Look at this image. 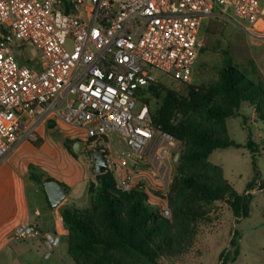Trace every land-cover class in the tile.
I'll list each match as a JSON object with an SVG mask.
<instances>
[{"label": "built area", "instance_id": "2783aa9c", "mask_svg": "<svg viewBox=\"0 0 264 264\" xmlns=\"http://www.w3.org/2000/svg\"><path fill=\"white\" fill-rule=\"evenodd\" d=\"M224 11L254 25L264 0H0V166L46 123L62 122L85 132L84 147L107 139L109 170L130 191L134 167L169 161L179 144L153 125L151 87L161 74L192 83L203 21ZM41 235L32 222L13 231L22 241ZM60 243L44 233V258Z\"/></svg>", "mask_w": 264, "mask_h": 264}, {"label": "trees", "instance_id": "16d2710c", "mask_svg": "<svg viewBox=\"0 0 264 264\" xmlns=\"http://www.w3.org/2000/svg\"><path fill=\"white\" fill-rule=\"evenodd\" d=\"M204 49L203 44L201 53ZM183 85L185 93L159 84L151 87L152 95L146 98L149 104H156L151 107L153 125L172 134L182 147L169 190L158 192L167 201L171 216L149 208V196L140 185L123 191L111 170L95 173L88 189L89 207H60L73 264H172L193 248L200 225L209 218L217 202L230 205L237 219L249 216L253 197L238 194L224 181L222 168L212 164L209 157L218 149L241 147L229 140L227 120L238 115L243 103H249L257 120L264 124L262 72L253 61L243 69L228 63L219 69L212 84ZM71 142L67 139L65 143L75 155L69 146ZM108 144L107 139L91 140L82 154L89 161L97 149L109 155ZM247 147L256 169L259 150L251 137ZM31 179L41 180L33 175ZM49 180L53 179L42 181L43 188ZM254 184L250 183L246 190ZM230 245L235 249L222 252V264L234 262L240 255L237 231Z\"/></svg>", "mask_w": 264, "mask_h": 264}, {"label": "rangeland", "instance_id": "374dc122", "mask_svg": "<svg viewBox=\"0 0 264 264\" xmlns=\"http://www.w3.org/2000/svg\"><path fill=\"white\" fill-rule=\"evenodd\" d=\"M201 36L205 49L195 63L192 77L194 85L214 83L218 78L219 69L228 63L243 69V67L249 68L250 62L253 61L260 71L264 72V17L254 25H249L229 12H218L215 16L204 19ZM27 49L31 55H37L34 47L28 46ZM262 75L264 78V73ZM160 78L165 87L174 88L181 93L186 92V86L182 83L163 74ZM151 107L155 108L156 104L152 102ZM227 136L241 147L218 149L211 154L209 161L222 168L224 181L238 194H244L247 186L255 182L253 188L257 187V189L251 195L253 198L250 214L248 217L237 219L230 205L226 202H217L209 218L200 225L193 248L181 260L172 264H222V252L235 249L230 245V241L236 231L240 255L236 261L228 264H264V188L262 186L264 185V124L257 120L249 103H243L238 115L227 120ZM250 137L259 150L255 158L256 169L253 164L254 158L247 147ZM67 139L72 141L69 146L75 153L77 140L86 142L87 136L84 131L74 129L62 122H48L39 130L34 140L27 142L16 153V162L29 164L28 170L31 175L35 176L36 180L41 179L39 182L41 187L45 176L58 182H72L84 171V167L87 168V164L82 154L83 149L74 155L66 146ZM117 140L116 136L112 137L110 145L120 153ZM175 147L169 161L157 160L155 170L148 168L147 173L159 177L161 171L168 165L171 169L175 167L176 171L177 162L174 161V156L181 152L182 147L180 144ZM26 179L27 182L29 181L28 199L33 204L32 191L37 182L30 181L29 176H26ZM83 186L79 184L80 190ZM151 195L153 194L149 193V198ZM146 204L151 209L162 210L165 200L157 198L154 205H150L149 201ZM66 241L68 239L63 237L54 254L46 259L45 249L38 240L22 241L9 236L6 249L0 255V264H25V262L64 264V261H70Z\"/></svg>", "mask_w": 264, "mask_h": 264}, {"label": "crops", "instance_id": "0c3cea01", "mask_svg": "<svg viewBox=\"0 0 264 264\" xmlns=\"http://www.w3.org/2000/svg\"><path fill=\"white\" fill-rule=\"evenodd\" d=\"M261 72L264 73L263 71ZM79 142L81 141L77 140V143ZM18 151L12 154L7 161L0 166V255H2L6 249L8 237L13 236L14 229L22 223L32 222L39 226L42 232L41 237L30 240H38L39 244L43 247L44 233L50 232L60 234L61 240L63 237L67 239V234L61 224L60 207L67 205L79 210L89 207L90 195L88 189L90 182L94 179L96 173L94 170V163L89 161L86 155H83L86 160L87 171L84 167V171L72 182L67 183L59 181L68 187L67 198L59 207L52 208L48 202L47 194L39 182H37L34 187L35 189L32 191L34 202L31 204L27 194L29 181L27 182L26 179V176H29V180L33 181L31 179V172L28 170L30 165L27 163L16 162L15 156ZM178 154L180 156V153H176L174 161L178 157ZM134 168L136 170L135 186L140 185L141 188H144V191L148 193V196L149 193L153 194L148 198L150 205H154L157 198L163 199L158 192L165 193L169 190L175 173V167L171 169L170 165H168L166 169L161 171L159 177H153L147 173L146 169L152 168L155 170L153 167L139 166ZM123 174L124 171H120L117 173V176L121 177ZM47 178L48 177L45 176L42 181ZM79 184L84 185L81 190ZM165 208H167L166 200L163 209ZM163 209L161 210V213ZM66 243V249L68 251V241H66ZM69 259L70 261H64V264H73L70 257ZM25 264L31 263L25 262Z\"/></svg>", "mask_w": 264, "mask_h": 264}, {"label": "water", "instance_id": "95a60500", "mask_svg": "<svg viewBox=\"0 0 264 264\" xmlns=\"http://www.w3.org/2000/svg\"><path fill=\"white\" fill-rule=\"evenodd\" d=\"M84 143L79 142L75 144V153H80L83 149ZM179 157V154H178ZM178 157L175 162H177ZM92 162L94 163V170L96 174L107 173L109 171L107 155L104 150L97 149L92 153ZM44 190L47 194L48 201L52 208H57L61 203L67 198V189L66 187L55 180L45 181L43 183ZM144 191V188H141Z\"/></svg>", "mask_w": 264, "mask_h": 264}]
</instances>
